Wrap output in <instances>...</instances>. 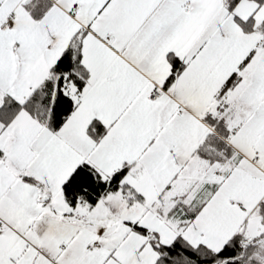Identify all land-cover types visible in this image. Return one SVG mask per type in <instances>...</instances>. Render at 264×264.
I'll return each instance as SVG.
<instances>
[{
    "label": "snow or ice",
    "instance_id": "1",
    "mask_svg": "<svg viewBox=\"0 0 264 264\" xmlns=\"http://www.w3.org/2000/svg\"><path fill=\"white\" fill-rule=\"evenodd\" d=\"M0 264H264V0H0Z\"/></svg>",
    "mask_w": 264,
    "mask_h": 264
}]
</instances>
